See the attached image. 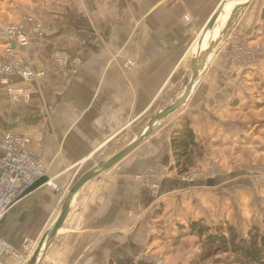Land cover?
Segmentation results:
<instances>
[{"label":"crops","instance_id":"obj_1","mask_svg":"<svg viewBox=\"0 0 264 264\" xmlns=\"http://www.w3.org/2000/svg\"><path fill=\"white\" fill-rule=\"evenodd\" d=\"M237 2L0 0L1 23L20 24L30 16L25 30L40 25L39 34L28 33L26 44L11 47L12 56L41 72L29 80L11 74L7 85L0 76V140L6 133L24 138V149L51 181L17 199L0 217V238L10 246L3 264H26L54 224L68 186L130 144L150 117L180 98L192 76L200 35L224 5L203 48L229 22L230 28L214 44L187 100L130 154L78 189L34 264H148L142 257L162 253V245L153 241L161 221L185 216L188 222L194 211L201 219L204 195L220 206L231 195L240 197V190L248 195L264 191L263 178L241 182L249 167L236 166L263 161V149L245 156L235 151L258 138L264 141V124L256 128L264 121L258 103L264 98V30L258 31L264 25V0H250L232 23ZM239 42L251 50L247 61L230 57ZM6 45L0 37L1 62L8 59ZM203 61L204 55L199 64ZM8 87L28 97L14 98ZM183 118L195 134L194 166L204 168L215 160L232 173L197 184L174 174L154 186L144 172L154 164L171 167L172 131ZM193 185L200 189L193 191ZM219 214L218 222L234 224Z\"/></svg>","mask_w":264,"mask_h":264},{"label":"rangeland","instance_id":"obj_2","mask_svg":"<svg viewBox=\"0 0 264 264\" xmlns=\"http://www.w3.org/2000/svg\"><path fill=\"white\" fill-rule=\"evenodd\" d=\"M14 25V24H9ZM264 30V25L261 26L260 30H258L260 33ZM6 39V38H5ZM7 40V39H6ZM8 42V41H7ZM9 45V42L6 45ZM12 48V47H11ZM258 48V47H257ZM251 50H247L244 48V46L239 42V44L236 45L235 52H233L230 57H234V60H240L242 58V61L248 60V57L251 56ZM260 50L259 48L256 49V53H258ZM6 52V49H5ZM7 53V52H6ZM12 53V52H11ZM8 54V53H7ZM238 88L242 87V84L239 83L236 84ZM258 97V103H259V109L264 112V98H260L261 102L259 101ZM264 121L262 123L256 124V128L260 129L263 127ZM139 133V132H138ZM264 140V139H263ZM249 144H253L250 147H244L242 145L238 146L235 151L241 155L245 156L249 154L250 150H256L264 152V141L262 139L258 138L256 141H251ZM126 146H122V149H124ZM204 148V147H203ZM120 149V150H122ZM205 149H208L205 147ZM119 150V151H120ZM192 152V151H191ZM212 153V151L210 150ZM261 152V153H262ZM193 153V152H192ZM196 154H199L198 151L195 152ZM208 153V152H207ZM264 158V156L260 157ZM105 161V160H103ZM98 165V164H97ZM96 165V166H97ZM245 165V166H244ZM95 166V167H96ZM236 166L238 167H249V172L242 171L241 174V182L245 180V178L249 180H254L257 178H263L264 179V160L258 161L256 163L246 164V162H240L237 163ZM193 167V168H192ZM166 173V174H165ZM232 173V172H231ZM230 173V174H231ZM176 175L179 177V179L186 180L193 182L197 184L195 181L197 180H203L210 177H219L227 175H230L229 173H226L224 169H221L220 165L217 163V161L213 160L208 165H206L204 168L196 167L194 166V160L193 156L189 158V162L186 167L184 165L181 168H178L175 170V173L173 172L171 167L168 166H162V164H154L152 166H149L145 172V180H148L152 185H156L159 181V179L166 177V176H173ZM247 184V183H246ZM252 187V183H248L247 187ZM193 191L195 188L200 189L199 186H192ZM234 195L230 196V201L223 203L219 206V204L212 202L211 200H208L207 195H204V199L202 201V206L204 213L202 214L203 217L199 219V214L194 211V214L192 217H189V221H185L187 217L183 216L181 218H177L175 220L176 222L172 221L169 223L167 220L161 221V223H158V229L161 231H158V235L154 236V243L161 244L162 245V253L157 255H151L148 254L142 259L146 263L151 264H208L209 260H204V255L201 254L202 247L199 243V239L196 235L187 234V230L189 228V222L190 221H198L201 220L202 223L208 224L210 226H214L218 224L217 221V213L219 212L220 217L227 216L231 223L233 222V225L239 233L242 235H245L247 232V229L251 225H257L260 227V229H264V191H252L251 195H248L246 192L240 190V197L237 196V199L233 197ZM251 197V200L248 197ZM247 197V198H245ZM240 199V203H238V200ZM233 201L236 203L233 205ZM219 206V208H218ZM199 208V207H198ZM205 215V218H204ZM224 222V221H223ZM177 223V224H176ZM180 224V225H179ZM160 226V228H159ZM248 227V228H247ZM184 231V232H182Z\"/></svg>","mask_w":264,"mask_h":264},{"label":"built area","instance_id":"obj_3","mask_svg":"<svg viewBox=\"0 0 264 264\" xmlns=\"http://www.w3.org/2000/svg\"><path fill=\"white\" fill-rule=\"evenodd\" d=\"M186 18V17H185ZM32 17L28 16L20 24H4L0 22V37L6 38L9 45L6 48L8 59L0 61L1 83L7 85L8 77L15 74L24 80L36 78L41 72L35 71L28 62L20 57L12 56L11 43L24 45L28 42L29 34H39L40 25L25 30V22H30ZM185 21H188L186 18ZM7 42V43H8ZM62 58L61 56L59 59ZM63 60V59H62ZM68 63V62H67ZM74 67L77 64L71 63ZM8 92L14 98L18 96L28 97L22 89L8 87ZM25 140L22 137L6 133L0 140V217L5 210L17 199L24 196L25 191L38 179L46 176L45 168L37 163L24 149ZM166 174V173H165ZM47 183H51L48 179ZM31 250V248H28ZM10 253L9 244L0 238V264H3V256Z\"/></svg>","mask_w":264,"mask_h":264},{"label":"trees","instance_id":"obj_4","mask_svg":"<svg viewBox=\"0 0 264 264\" xmlns=\"http://www.w3.org/2000/svg\"><path fill=\"white\" fill-rule=\"evenodd\" d=\"M264 19V7L262 9ZM197 146L189 122L183 118L174 127L171 136L172 169L187 166L191 151ZM187 234L196 235L202 247L201 254L208 264H264V229L251 225L245 235L227 223L214 226L201 220L190 221ZM184 232V231H182Z\"/></svg>","mask_w":264,"mask_h":264},{"label":"water","instance_id":"obj_5","mask_svg":"<svg viewBox=\"0 0 264 264\" xmlns=\"http://www.w3.org/2000/svg\"><path fill=\"white\" fill-rule=\"evenodd\" d=\"M249 1L250 0H238V2L232 6V10H231V14H230V21L232 23H234L236 17L248 5ZM223 12H224L223 6L218 8V10H216V12L210 18L209 22L207 23L203 32L201 33L199 47H197V51H196V54L194 56V61L192 64V76H191V79L189 80L184 92L180 96V98L176 102L172 103L171 105L167 106L166 108H164L163 110H161L157 114L150 117L146 126H144L141 129V131L136 135L134 140L130 144H128L124 149L118 151L117 153H115L114 155H112L111 157L106 159L105 161L98 164L93 169L82 174L70 186H68V188L66 189L65 194L62 198V202L60 205L58 216H57L51 230L48 233H46V235L39 241L37 247L35 248L34 252L30 256V258L26 264H34L37 257L39 255H41L43 253V250H45L47 248V246L51 243L54 236L56 235L57 230L62 225V223L65 219L70 201L72 200L73 196L78 191V189L85 182H87L90 179L98 176L99 174L109 170L110 168L115 166L119 161H121L124 157H126L128 154H130L153 131V129L155 127L154 125H156L157 123L162 122L163 120L168 118L170 115L175 113L184 104V102L187 100L188 95L190 94L192 87L199 80L204 69L206 68L207 64L209 63V58H210L212 49L214 48V44H216V41L218 39H220L221 37H223L225 35V33L228 32V30L230 28V22H229V26L227 25V27L225 29H223L220 34H218L217 38H215V40L213 39L210 42V44L207 46V49L203 48L202 42L204 40L205 34L214 27L215 23L217 22L218 18L221 17ZM202 55H204V61L202 64H199V59ZM47 182H48V178L46 176L41 177L30 188H28L25 191L24 195H26L27 193H29L33 189H35L38 186L45 184Z\"/></svg>","mask_w":264,"mask_h":264},{"label":"bare ground","instance_id":"obj_6","mask_svg":"<svg viewBox=\"0 0 264 264\" xmlns=\"http://www.w3.org/2000/svg\"><path fill=\"white\" fill-rule=\"evenodd\" d=\"M224 9H225V5H224ZM211 42V37H210V41H209V43ZM157 125V124H156ZM156 125H154V126H156ZM53 226V225H52ZM52 226H51V228H52ZM51 228H50V230H51Z\"/></svg>","mask_w":264,"mask_h":264}]
</instances>
